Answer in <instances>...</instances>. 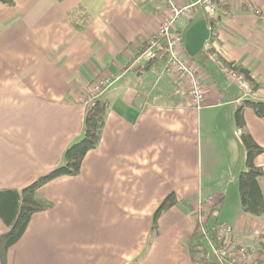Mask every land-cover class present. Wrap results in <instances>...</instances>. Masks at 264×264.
<instances>
[{"label":"crops","instance_id":"0c3cea01","mask_svg":"<svg viewBox=\"0 0 264 264\" xmlns=\"http://www.w3.org/2000/svg\"><path fill=\"white\" fill-rule=\"evenodd\" d=\"M179 1L192 5L178 25L184 50L196 20L206 19L211 28L205 62L185 50L206 89L199 110L165 60L146 55L147 38L167 11L165 0L0 2V189L22 188L63 163L65 149L83 134L91 85L109 79L99 144L78 175L35 192L48 209L32 215L7 264H196L187 235L209 193L223 198L219 222L233 226V237L263 247L264 218L222 212L227 182L240 170L235 110L245 98L257 97L247 95L221 64L249 69L264 97V0H212V7L208 0ZM243 111L249 132L264 147V117L250 106ZM204 130L215 134L229 163L217 183L204 177L215 170L211 162L203 168ZM256 162L264 167V152ZM259 182L264 193V176ZM211 186L207 194L203 187ZM171 192L177 202L161 215L153 238V214ZM86 194H94L91 203ZM88 206L91 217L78 214L74 221L75 211ZM1 220L0 235L7 229Z\"/></svg>","mask_w":264,"mask_h":264},{"label":"trees","instance_id":"16d2710c","mask_svg":"<svg viewBox=\"0 0 264 264\" xmlns=\"http://www.w3.org/2000/svg\"><path fill=\"white\" fill-rule=\"evenodd\" d=\"M0 2L8 5L14 4V0H0ZM210 19L211 23H213L212 21L214 18L211 17ZM208 55V50H202L196 57L199 58L200 61L205 62ZM149 60L153 59L149 58ZM224 63H228L234 70L241 73L250 81L254 91L258 88L259 84L254 81L249 69L232 62ZM245 106H250L257 116L264 117V97L256 99L245 98L242 104L236 108L234 114L235 126L240 130V133L237 134V139L241 142L239 147H243V151L246 154V168L241 170L238 174L241 208L246 214L264 218V193L259 182L260 178L264 176V167L256 162L257 156L264 152V147L254 139L247 128L243 111ZM108 108V99H105L101 95L95 99L93 105L86 109L83 134L80 139L70 144L65 149L63 163L55 166L47 173L39 176L22 188L0 189V218L7 226L6 231L0 235V264H7L9 249L20 241L28 227L32 215L38 211L44 210L45 206L35 198V192L40 186L57 177L65 175L73 176L81 172L84 157L91 149L95 148L101 140ZM222 201L223 198L221 197L212 205V208L210 205L211 209L207 214V223L208 219L213 215V212ZM176 202L177 197L174 192H171L165 196L164 200L155 210L151 225V234L153 238L159 234V218L169 208L175 205ZM219 223L220 222H217L214 226ZM206 230L207 234H201L195 230L191 235H187V247L192 259H194L195 254L204 252V259H202L206 264H241L239 261H233V255H230V253L224 255L222 261L208 260L206 256L207 249L205 247L206 236L209 231L212 230V238L216 239L217 232H214V228L208 229L206 227ZM232 238L235 243H242L240 241L237 242L233 236ZM205 257L207 260H205Z\"/></svg>","mask_w":264,"mask_h":264},{"label":"built area","instance_id":"2783aa9c","mask_svg":"<svg viewBox=\"0 0 264 264\" xmlns=\"http://www.w3.org/2000/svg\"><path fill=\"white\" fill-rule=\"evenodd\" d=\"M167 3V11L157 29L149 34L147 38V58L159 57L165 60V68L173 75V79L177 85L185 84L188 89V95L191 105L197 110L201 109L206 102L205 85L198 74L197 67H194L191 60L184 50V37L179 28V22L186 17L192 8V5L182 4L179 0H165ZM207 5L212 7L211 0ZM256 13H260L258 9ZM161 53V55L158 54ZM223 71L233 80L241 84L247 95L258 97V91L252 89V84L241 73H238L230 65L221 64ZM108 77L97 78L88 92L86 97L87 108L94 104L95 99L101 96L108 84ZM215 203L217 200L212 198ZM213 204L210 199L200 200L199 208L193 217V224L188 232L189 235L193 231L201 234H207L206 219L209 213L210 205ZM216 239L210 238L209 244L212 251L217 256V261H222L223 256L230 253L233 255V261H239L241 264H259L255 258H251L250 251L253 250L251 245L235 243L232 236L234 228L231 224L220 222L218 230H216ZM264 264V263H260Z\"/></svg>","mask_w":264,"mask_h":264},{"label":"rangeland","instance_id":"374dc122","mask_svg":"<svg viewBox=\"0 0 264 264\" xmlns=\"http://www.w3.org/2000/svg\"><path fill=\"white\" fill-rule=\"evenodd\" d=\"M257 98H261V97L258 96ZM235 132L240 133V130L235 128ZM236 137H237V134H236ZM237 141H238V143L241 144L239 139H237ZM223 155H224L223 154V150L221 149V145L219 144L215 134L212 133V132H209L207 130H204L203 131V158L204 159L202 161V164H203V168L204 169L207 168V165H208L209 162H211L215 166V170L212 171L211 174H209V176L208 175H204L205 178L210 177V179L213 180L212 183H217V181L220 180V178H222V171L224 169H226V167L229 165L228 162H225V160L223 158ZM245 157H246V154L243 151V147L242 148L240 147V149L238 147L237 148V163H236V165L239 166V164H240L239 172L246 168ZM48 171L49 170L43 172L41 175L47 173ZM239 172H238V174H239ZM238 174L233 177V181H232L233 183L227 182V188H228L227 198L225 200V206L222 209V212L227 210L224 213V216L227 213H229L231 215H235V212H237L239 210H240V212L243 211L242 208H241V202H240L241 199H240V193H239V181H238L239 175ZM41 175H39V176H41ZM39 176H37L36 178H38ZM74 176H76V175H74ZM58 178L59 177H57L55 179H52V180L48 181L47 183H49L51 181H54V180H56ZM47 183H45V184H47ZM55 183L56 184H54V185H60L61 181H57ZM45 184L41 185L40 187H43ZM52 188H53L54 191H58L59 190V187H52ZM212 189H213L212 186L211 187H203V190L205 192H207V194ZM214 189L215 190H219L216 187H214ZM62 190H63V188H61V191ZM90 192H92V191L91 190L87 191V193H90ZM91 196H94V194H92V195L86 194V198L87 199L90 198V203H91ZM207 196L208 197L204 198V200L207 201V200L210 199V201L213 203V204H211V208H212L213 207L212 205L215 204L213 202L212 198H217L218 194L210 196V193H209ZM226 204H227V208H226ZM221 205H222V202H221V204L219 206H217V208L213 212V215L208 219V223H207L208 225L206 224L207 225L206 227L208 229H213L214 228V232L216 230H218V224L216 226H214V225L217 222H219V213H220ZM47 209L48 208L45 206L44 211L47 210ZM92 212H93L92 206H88V208L84 212L77 213V210H76L75 211V215H76L77 219H75L74 221H78V220H80L82 218H90ZM78 214L80 215V219H79V215ZM1 221L3 222V220H1ZM63 222L66 223L65 220H63ZM212 237H213V231L210 230L208 235L206 236V240H205V247L207 249L206 256H207L208 260L216 261L217 260V256H216V254H214V252L212 251L211 246L209 244V239L212 238ZM238 241L239 240H237V242ZM53 246L54 247H58V242L57 243L54 242ZM250 247L254 248L253 250L250 251V255H253L255 253L251 258H255L256 257L255 259L259 262V264L260 263H264V245L262 247L261 245L260 246H255L254 244H252ZM194 253H195V251H194ZM204 255H205L204 252H199V253L195 254L194 255L195 256L194 257L195 263L196 264H206V263H204V260H203L204 259ZM207 258L205 260H207ZM7 259H8V255H7Z\"/></svg>","mask_w":264,"mask_h":264},{"label":"water","instance_id":"95a60500","mask_svg":"<svg viewBox=\"0 0 264 264\" xmlns=\"http://www.w3.org/2000/svg\"><path fill=\"white\" fill-rule=\"evenodd\" d=\"M211 28L206 19L196 20L186 31L185 49L191 56L202 51L205 41L209 38Z\"/></svg>","mask_w":264,"mask_h":264}]
</instances>
